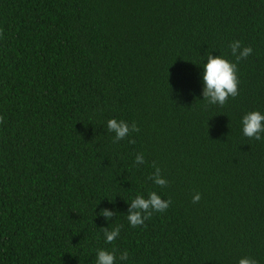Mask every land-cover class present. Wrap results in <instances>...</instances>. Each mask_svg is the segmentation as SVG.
<instances>
[{
	"label": "trees",
	"instance_id": "16d2710c",
	"mask_svg": "<svg viewBox=\"0 0 264 264\" xmlns=\"http://www.w3.org/2000/svg\"><path fill=\"white\" fill-rule=\"evenodd\" d=\"M236 40L252 48L239 95L209 105L202 67L236 63ZM251 111L264 114V0H0V264H95L98 249L116 264H264ZM113 118L139 131L113 143ZM150 192L168 209L131 227L128 204Z\"/></svg>",
	"mask_w": 264,
	"mask_h": 264
},
{
	"label": "clouds",
	"instance_id": "9594fccd",
	"mask_svg": "<svg viewBox=\"0 0 264 264\" xmlns=\"http://www.w3.org/2000/svg\"><path fill=\"white\" fill-rule=\"evenodd\" d=\"M229 48L231 55L235 57L236 63H232L220 55L213 56L208 54L207 60L202 67V97L209 105L223 106L229 97L235 98L239 95L237 64L252 54V48L250 46L242 47L239 40L232 41L229 44ZM3 120L4 118L0 116V123ZM241 124L242 133L245 137L256 141L262 139L264 114L259 111L248 112L241 118ZM107 131L114 133L113 143H117L129 136L131 132H137L139 129L135 123L129 125L123 120L117 121L113 118L107 121ZM129 143H134V141L130 140ZM134 162L136 164L145 163L143 154L138 153ZM153 168L155 170L148 179H151L161 188L166 187L168 182L162 178L160 168L155 164H153ZM200 199V194L196 193L192 197V202L198 203ZM170 203V200H163L156 192H150L147 198L137 195L128 204L127 220L131 227L142 226L146 220L151 218L153 213L165 212ZM115 214L114 211H109L108 209H101L99 213V215L104 217L105 221L110 220ZM102 231L105 243L112 244L119 237L120 227L116 226L111 230L106 227L102 228ZM116 259L115 250L98 249L96 251L95 264H116ZM119 259L126 261L128 253L126 251L122 252ZM238 264H258V262L254 258L244 257L239 259Z\"/></svg>",
	"mask_w": 264,
	"mask_h": 264
}]
</instances>
